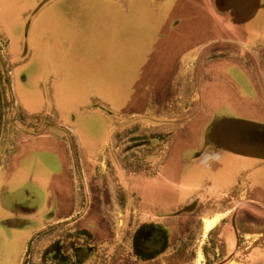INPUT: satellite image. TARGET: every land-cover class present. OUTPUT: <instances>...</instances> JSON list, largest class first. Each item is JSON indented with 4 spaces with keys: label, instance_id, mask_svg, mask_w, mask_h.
<instances>
[{
    "label": "rangeland",
    "instance_id": "obj_1",
    "mask_svg": "<svg viewBox=\"0 0 264 264\" xmlns=\"http://www.w3.org/2000/svg\"><path fill=\"white\" fill-rule=\"evenodd\" d=\"M52 1L0 0V171L22 140L39 137L20 161L33 178L29 194L1 193L0 264H18L26 239L46 223L67 217L39 234L30 248L31 264H150L133 251V236L147 223L133 191L135 173L143 167L140 145L165 137L189 119L195 82H173L165 94L167 78L158 73L156 52L143 54V43L153 48L156 34L144 30L140 0H60L50 5ZM31 6L44 12L42 16H31ZM80 9L83 15L76 18ZM200 14L181 31L216 26L211 17ZM170 50L165 55L173 54V62L163 67L167 74L179 61ZM196 67L185 65L182 70ZM148 83H156L160 94L142 115L139 110L149 101ZM74 134L85 142L84 157ZM64 151L73 154L74 167L70 158L63 161ZM73 179L76 186L69 188ZM54 183L71 192L61 208L48 200V185L53 188ZM151 188L146 194L153 200L169 191ZM72 195L76 209L70 205ZM16 202L38 210L26 232L2 224L3 219L18 220L9 218L18 216ZM250 216L254 225L244 224V232L252 231L256 241L248 236L243 247L264 248V209ZM200 227L197 219L188 239L177 242L179 252L166 256L163 246L155 263L183 264L195 258L199 248H216L206 238L195 240Z\"/></svg>",
    "mask_w": 264,
    "mask_h": 264
},
{
    "label": "crops",
    "instance_id": "obj_2",
    "mask_svg": "<svg viewBox=\"0 0 264 264\" xmlns=\"http://www.w3.org/2000/svg\"><path fill=\"white\" fill-rule=\"evenodd\" d=\"M33 1L45 4L52 0ZM55 1L60 0H53L50 5ZM113 1L121 3L123 0ZM140 2L145 6L144 30L156 34L154 49L143 43V54L151 50L156 52L158 73H164L167 78L165 94L173 82H195L189 119L182 126L175 125L165 137H156L150 142L145 157L151 164V173L144 170L141 175L144 177L142 189L147 193L151 187L156 191L162 186L167 187L169 191L162 192L163 198L157 197L154 201L158 206L168 207V211L191 203L205 206L198 209V212L207 210L205 216L208 219H203L202 223L204 234H218V240L224 242L225 255L231 258L228 264H239L241 261L237 255L241 251L237 245V218L242 216L249 220L255 209H264V0ZM29 11H34L31 16L35 18L44 13H38V8L35 11L33 6ZM82 13L80 9V14L76 13L75 17H81ZM200 13L211 17L216 26L181 31L186 22ZM194 39L197 43L193 42ZM169 50L179 55V61L167 74L163 67L173 62V54L165 55ZM185 65L197 67L186 72L182 70ZM147 86L149 101L139 110L142 115H146L154 101L152 98L157 95L156 83H148ZM144 127H147L146 119ZM75 136L84 157L85 142L79 134ZM38 138L24 139L12 156L10 167L0 172V208L4 207L1 193L5 197H11L17 191L29 194L33 178L20 161L34 150ZM66 157L72 162L71 152L64 151L63 161ZM74 185L72 180L69 188ZM48 186L49 202L52 205L56 202L61 208L71 192L60 184L53 188ZM148 197L152 200L151 196ZM70 205L76 209L74 195ZM14 210L18 216L9 218L18 220L3 219L2 224H8L12 230L26 232L23 229L35 216L37 208L16 202ZM207 222H212L213 226L205 231ZM42 228L26 239L18 264L24 262L30 241ZM241 264H264V249H253L246 262Z\"/></svg>",
    "mask_w": 264,
    "mask_h": 264
},
{
    "label": "flooded vegetation",
    "instance_id": "obj_3",
    "mask_svg": "<svg viewBox=\"0 0 264 264\" xmlns=\"http://www.w3.org/2000/svg\"><path fill=\"white\" fill-rule=\"evenodd\" d=\"M144 141H147V140L145 139ZM151 141L140 145V147H144V152H139L138 154L139 159H140L139 161L140 162L142 161L141 164L143 167L139 169V173H135L138 175V180L135 181V184L133 185V191L138 193L139 200H140V206L145 210L144 213L147 218V223H143L142 226L138 228L139 231L136 232V234H134L133 236L134 237L133 238V241H134L133 251L136 257L139 258L142 262L154 264L159 257H162L163 253L159 254L156 252L159 251L163 246H165V250L167 251L165 252L166 256L176 255L177 252H179V248H176L177 242L188 239V236L186 234L191 229V228L189 229V227L193 226V224L197 222V219H199L200 226H201L200 231H199L200 234L198 235V237L195 238V240L201 242V241H204V239L206 238L209 241L208 245L209 246L216 245V248L214 247L213 249H210V250H208L207 247H205L204 249L199 248L197 251L195 250L196 257L191 259L189 262H186L183 264H210L211 259L215 260L216 257H219V258L217 259V261H214V263L212 264H228L231 258L228 255H225V251L223 249L224 242L218 240V236H217L218 234L216 233L208 234L207 233L205 235L204 229H202V223L204 222L205 219H208V217L205 216L206 215L205 213L207 210L204 209L205 211L202 210L201 212H198V209L204 208L205 206H198V204L191 203L189 205H185L183 208H180L178 210L168 211L167 210L168 207L162 206L163 207L162 208L161 206H158V204H156V201H154L153 198L151 200L148 197L150 195L142 192L143 189L140 186H141V182L142 181L144 182V177H141V175L144 173V170H148L147 172L151 173V168H149V166L151 167V164L146 160V157H145V153H147L148 149H150L149 146H151L150 145ZM21 142L20 144H18L16 151L12 153L7 163L5 164L3 170H1L0 172H3L7 168L10 167V160L12 156L18 151V148L21 145ZM78 149H79V146H78ZM80 156H81V152H80ZM73 162H74V156L71 162L72 167H74ZM57 186H59V184H57L55 187ZM75 186H76V183H75ZM136 188L139 191H136ZM21 192L25 193V191H21ZM237 222H238L237 223V229H238L237 245L241 251L239 252L240 254H238L237 257L242 263V262H246V260L249 258L250 251H252L253 249L255 250V249H260V248L264 249V248L261 247V245L249 246V248L248 247L244 248L242 241L245 240L248 236L253 237L254 233L252 231H249L248 233L244 232L245 229L246 230L248 229V227H245L243 225L244 224H246L247 226L248 224L254 225V223L249 222L248 218L242 217V216H239L237 218ZM54 224L56 223H52L50 225L43 227L32 238V240L29 243L28 251L24 259L25 264H31V262L28 261V259L31 258L30 248L35 243V240L38 238L39 234L43 232L46 228L51 227V225H54ZM166 241H167V244H166ZM211 241L215 243L211 244ZM253 241H256V238L253 237ZM57 252L58 251L55 250L54 254ZM140 252H146V253H151V254L154 253L155 255L154 257L150 258L148 257V255L147 256L143 255ZM200 255H202V258H203L201 260H199Z\"/></svg>",
    "mask_w": 264,
    "mask_h": 264
},
{
    "label": "bare ground",
    "instance_id": "obj_4",
    "mask_svg": "<svg viewBox=\"0 0 264 264\" xmlns=\"http://www.w3.org/2000/svg\"><path fill=\"white\" fill-rule=\"evenodd\" d=\"M212 226H213V223L212 222H207L206 223V227H205L206 229L205 230L208 231Z\"/></svg>",
    "mask_w": 264,
    "mask_h": 264
}]
</instances>
